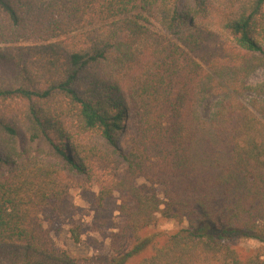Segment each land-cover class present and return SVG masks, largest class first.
Listing matches in <instances>:
<instances>
[{"label": "trees", "instance_id": "16d2710c", "mask_svg": "<svg viewBox=\"0 0 264 264\" xmlns=\"http://www.w3.org/2000/svg\"><path fill=\"white\" fill-rule=\"evenodd\" d=\"M250 53H264V0H0V171L12 168L0 177V264H79L55 251L39 215L71 174L107 158L125 173L110 188L119 243L158 216L186 223L139 264H264L230 247L264 245V84L228 72ZM214 72L225 81L206 121L197 90ZM33 152L61 164L15 167Z\"/></svg>", "mask_w": 264, "mask_h": 264}, {"label": "rangeland", "instance_id": "374dc122", "mask_svg": "<svg viewBox=\"0 0 264 264\" xmlns=\"http://www.w3.org/2000/svg\"><path fill=\"white\" fill-rule=\"evenodd\" d=\"M150 25L153 33L160 37L172 38L171 34L162 31L154 21H151ZM229 69L230 75L235 76L242 86L254 88L264 84V53H250L245 56L239 67ZM230 75L224 76L228 79ZM2 76L8 78L4 74ZM224 79L218 75V72L210 73L199 86L196 105L201 119L207 121L213 115L220 99L219 93L222 92L217 90L219 87L216 85L222 86ZM253 96L252 91H247L240 96V99L248 102ZM129 124L131 126L128 135H133L134 118L131 117ZM93 140L84 137L81 144L91 148L94 145ZM33 161L39 164H61V161L54 156L33 152L30 155H21L15 167ZM93 165L94 168L88 175L71 174L73 182L63 201L58 205H52L39 215L40 223L49 233L56 252L66 255L79 264H119L124 255L139 245L141 240H145L147 242L142 251L126 258L123 262V264H139L153 255L155 247L159 248L171 235L186 227L185 222L178 223L158 216L153 225L139 230L137 237L125 236L119 243L118 234L124 218L118 211L120 195L110 188L120 175L125 174L124 166L110 162L109 158L96 161ZM11 169V167L3 168L0 177ZM143 184H145L143 179L135 181L137 186ZM103 186L111 190V194L105 198L101 196ZM153 189L155 195L162 199V187L154 186ZM71 231L76 233L77 242L73 240ZM230 247L241 259L264 253V245L254 239L236 238L230 242Z\"/></svg>", "mask_w": 264, "mask_h": 264}]
</instances>
